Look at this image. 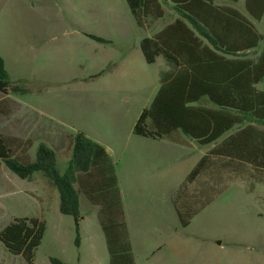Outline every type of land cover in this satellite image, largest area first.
Listing matches in <instances>:
<instances>
[{"label": "trees", "instance_id": "trees-1", "mask_svg": "<svg viewBox=\"0 0 264 264\" xmlns=\"http://www.w3.org/2000/svg\"><path fill=\"white\" fill-rule=\"evenodd\" d=\"M237 1L125 0L141 29L164 16V5L174 15L139 42L146 63L161 57L167 68L160 71L159 87L132 133L159 140L181 132L207 147L171 196L181 228L236 181L248 183L247 193L263 186L255 197L264 211V89L257 87L264 81V45L256 52L264 35L254 24L262 22L264 31V0H243L245 13L230 5ZM25 83L9 79L0 55V93H22ZM64 136L69 156L62 171L55 150L45 142L39 141L31 153V139L4 133L0 165L20 179L35 172L45 177L58 193L59 212L73 218L76 245L81 207L84 214L95 210L109 264H135L114 163L82 131L66 130ZM44 232V220L14 217L0 230V243L9 254L33 264Z\"/></svg>", "mask_w": 264, "mask_h": 264}, {"label": "rangeland", "instance_id": "rangeland-1", "mask_svg": "<svg viewBox=\"0 0 264 264\" xmlns=\"http://www.w3.org/2000/svg\"><path fill=\"white\" fill-rule=\"evenodd\" d=\"M230 5L245 13L243 0ZM164 10L162 18L150 22L149 28L141 29L136 26L124 0H0V55L11 81L26 80L23 84L26 91L21 98L43 109H53L56 103L63 105V98L76 100L79 98L76 93L83 88L119 89L125 92L123 104L126 106L143 103L157 91L160 64L144 61L139 42L168 23L171 11L165 5ZM254 24L264 35L262 22ZM263 45L264 41L256 52ZM158 58L164 64L163 59ZM121 59L124 63L114 72L106 70L102 75L93 76L108 63L116 64ZM257 87L264 89V81ZM3 104L6 111L7 103ZM10 108L9 116H0V132L31 139V153L36 143L44 141L55 150L62 171L69 156L64 136L67 129L33 111L17 109L13 103ZM8 118L11 126L6 121ZM21 118L28 119L30 125L15 123L14 120ZM206 148L185 147L187 156L183 161L196 157ZM4 184L24 187L28 181L0 165V188ZM247 186V182H233L187 227L177 228V232L193 244L190 262H203L208 244L219 242L220 264H264V211L255 197V192L263 191V186L257 184L252 193L245 191ZM13 191L3 201L0 229L12 218L30 216L37 210L25 192ZM80 214L84 215L82 207ZM91 214L83 216L85 222L80 226L76 245L73 218L61 214L50 202L44 217L40 218L45 222V232L33 264H51L50 258L59 264H108L104 238L96 231L95 214ZM156 257L138 253L135 264H157ZM180 262L178 254L170 256L171 264ZM0 264L26 262L21 256L2 249Z\"/></svg>", "mask_w": 264, "mask_h": 264}, {"label": "crops", "instance_id": "crops-1", "mask_svg": "<svg viewBox=\"0 0 264 264\" xmlns=\"http://www.w3.org/2000/svg\"><path fill=\"white\" fill-rule=\"evenodd\" d=\"M173 19L174 15L170 13L167 22L170 23ZM161 61L160 58H157L154 62L160 64L157 89L159 73L167 68L164 61V64H161ZM123 63L124 59L116 64L108 63L93 76L102 75L106 70L112 73ZM108 66L109 68L106 69ZM23 94H2L0 98V116L2 118L11 114L10 105L13 103L17 109L33 111L47 121L66 128L67 131H82L105 149L114 163L134 263L135 256L138 253H144L150 257L158 256L156 257L157 264H171L170 256H174L176 253L181 257L180 264H198L189 261L193 244L177 232L179 224L171 196L200 157L206 153L207 148L196 157L183 161V158L187 156L184 154L185 147L199 146L183 133L178 132L170 138L159 140L134 135L132 133L134 124L142 109L148 106L153 97L143 103L126 106L123 104V101L126 100L125 92L119 89L83 88L76 93L79 95L76 100L63 98L61 100L63 105L56 103V107L47 110L23 97L21 98ZM57 100L59 101V98ZM5 102L7 103L6 111L3 108ZM19 119L14 120L15 123L30 125L28 119ZM6 121L10 126L12 125L9 118ZM14 136L22 139L27 138ZM26 180L28 184L24 187L14 188L12 184H4L0 188V216L4 214L3 201L12 190L25 192L36 206L37 210L26 217L43 218L50 202L55 209H58V193L53 186L48 184L41 173L35 172L30 179ZM91 213L95 214L96 231L102 234L95 210L85 213L83 216L93 215ZM83 216L79 229L85 222ZM60 219L62 220V218ZM218 244L219 242L208 244L204 254L206 258L199 264L221 263ZM1 245L0 243V250L7 251Z\"/></svg>", "mask_w": 264, "mask_h": 264}]
</instances>
